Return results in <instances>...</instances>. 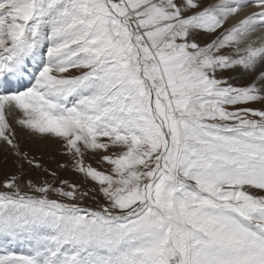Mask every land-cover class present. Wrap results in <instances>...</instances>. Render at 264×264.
I'll use <instances>...</instances> for the list:
<instances>
[{
    "label": "snow or ice",
    "instance_id": "snow-or-ice-1",
    "mask_svg": "<svg viewBox=\"0 0 264 264\" xmlns=\"http://www.w3.org/2000/svg\"><path fill=\"white\" fill-rule=\"evenodd\" d=\"M0 264H264V0H0Z\"/></svg>",
    "mask_w": 264,
    "mask_h": 264
}]
</instances>
